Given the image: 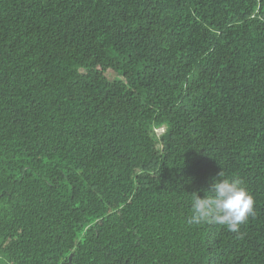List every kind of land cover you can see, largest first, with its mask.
I'll return each mask as SVG.
<instances>
[{"label":"trees","instance_id":"trees-1","mask_svg":"<svg viewBox=\"0 0 264 264\" xmlns=\"http://www.w3.org/2000/svg\"><path fill=\"white\" fill-rule=\"evenodd\" d=\"M0 264H264V0H0Z\"/></svg>","mask_w":264,"mask_h":264},{"label":"clouds","instance_id":"clouds-1","mask_svg":"<svg viewBox=\"0 0 264 264\" xmlns=\"http://www.w3.org/2000/svg\"><path fill=\"white\" fill-rule=\"evenodd\" d=\"M211 187L204 191L190 194L189 225L216 223L225 226L230 232H238L254 213L253 196L239 181L223 178L218 174Z\"/></svg>","mask_w":264,"mask_h":264},{"label":"rangeland","instance_id":"rangeland-1","mask_svg":"<svg viewBox=\"0 0 264 264\" xmlns=\"http://www.w3.org/2000/svg\"><path fill=\"white\" fill-rule=\"evenodd\" d=\"M157 131L160 132V133L165 131V127H160V128L157 129Z\"/></svg>","mask_w":264,"mask_h":264}]
</instances>
